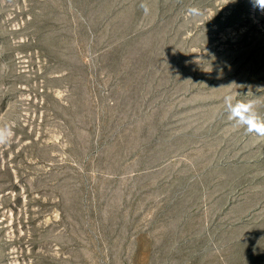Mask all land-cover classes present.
Wrapping results in <instances>:
<instances>
[{
  "label": "rangeland",
  "instance_id": "1",
  "mask_svg": "<svg viewBox=\"0 0 264 264\" xmlns=\"http://www.w3.org/2000/svg\"><path fill=\"white\" fill-rule=\"evenodd\" d=\"M227 95L264 115L257 0H0V264H264Z\"/></svg>",
  "mask_w": 264,
  "mask_h": 264
},
{
  "label": "clouds",
  "instance_id": "2",
  "mask_svg": "<svg viewBox=\"0 0 264 264\" xmlns=\"http://www.w3.org/2000/svg\"><path fill=\"white\" fill-rule=\"evenodd\" d=\"M259 6L264 8V0H257ZM144 12L149 11L146 4H141ZM203 12L198 7H189L186 15L189 18L201 17ZM224 106L227 117L235 125L244 129L247 134H255L258 137H264V115L257 110L256 101L235 100L231 95L224 97ZM13 131L10 126L0 127V146H7L13 138Z\"/></svg>",
  "mask_w": 264,
  "mask_h": 264
}]
</instances>
